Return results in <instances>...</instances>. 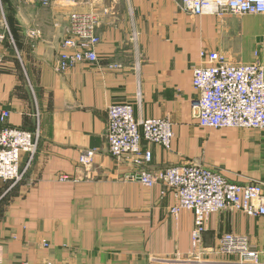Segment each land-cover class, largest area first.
Returning <instances> with one entry per match:
<instances>
[{
	"label": "crops",
	"instance_id": "1",
	"mask_svg": "<svg viewBox=\"0 0 264 264\" xmlns=\"http://www.w3.org/2000/svg\"><path fill=\"white\" fill-rule=\"evenodd\" d=\"M10 4L13 46L0 40V107L11 111L10 126L38 128L40 140L29 165L22 156V183L9 190L0 181V264H238L237 254L209 252L226 234L249 237L264 264V218L236 211L210 218L202 262L184 260L194 252L193 213L175 218L172 191L130 179L141 171L197 164L236 184L264 182V134L203 129L192 109L199 95L193 68L203 63L202 51L220 52L234 64L264 65V27L251 26L256 16H192L175 0ZM87 11L100 19L99 62L60 73L69 17ZM239 36L244 42L236 52L232 43ZM114 104H132L138 121L168 119L172 150L143 143L153 155L143 169L114 159L106 141L107 109ZM90 150L97 155L86 168L80 157ZM61 175L71 180L60 181Z\"/></svg>",
	"mask_w": 264,
	"mask_h": 264
},
{
	"label": "built area",
	"instance_id": "2",
	"mask_svg": "<svg viewBox=\"0 0 264 264\" xmlns=\"http://www.w3.org/2000/svg\"><path fill=\"white\" fill-rule=\"evenodd\" d=\"M42 7L55 3L75 7L87 0H36ZM179 9L192 16L213 15L240 17L264 15V0H175ZM0 0V40L5 23ZM99 17L94 11L73 12L68 20V36L62 42L58 71L66 73L80 63L99 62L97 48L101 39L97 33ZM31 36H38L33 31ZM203 63L193 68V87L198 98L193 102V115L203 129L255 130L264 132V65L257 60L252 64H234L217 51H202ZM4 59L0 57V68ZM120 68L112 65L111 69ZM11 111L0 107V181L14 187L24 180L27 168H22V156L33 161L40 140L39 129L34 132L9 125ZM106 141L111 156L117 161L128 160L138 168L152 162V151L143 143L171 151L174 141L172 124L168 119L156 118L138 121L132 104H114L107 109ZM97 152L85 151L80 164L92 166ZM147 188L161 185L172 191L176 204L170 213L177 218L182 211L194 215L192 231V258L200 261L205 254L201 249L203 235L210 218L223 211L241 212L249 217L264 218V182L247 184L230 182L218 171L185 164L158 172L141 171L131 176ZM59 180L69 181L67 175ZM47 245V244H45ZM220 254L239 255L242 264H261V253L250 248L247 236L228 234L220 239ZM1 260V259H0ZM191 261L190 259L188 260ZM22 264H29L24 262ZM41 264H65L46 262Z\"/></svg>",
	"mask_w": 264,
	"mask_h": 264
},
{
	"label": "rangeland",
	"instance_id": "3",
	"mask_svg": "<svg viewBox=\"0 0 264 264\" xmlns=\"http://www.w3.org/2000/svg\"><path fill=\"white\" fill-rule=\"evenodd\" d=\"M10 2H11V0H3V9H4V14H5V23H6V25L4 26V28H3V31H1V34H4L5 35V40H8L9 41V43L13 46V39H12V33H11V29H10V23H9V10H8V6H10L11 4H10ZM210 16H213V15H210ZM228 16H235V15H225L224 16V18L225 17H228ZM217 17V16H216ZM235 17H238V18H243V17H240V16H235ZM248 17V16H247ZM219 18H221V17H219ZM254 19H255V22H254V24H251V26L253 27V26H256V27H258V28H263L264 27V15H262V16H256V17H253ZM252 20H249L248 21V24H249V22H251ZM250 26V27H251ZM243 42H244V37H242V36H239V37H236V39L234 40V42L232 43V46L234 47V49L236 50V52H238L239 51V46L238 45H240V44H243ZM222 54V53H221ZM224 55V54H223ZM38 128H36V130H37ZM36 130H34V131H36ZM27 131V130H26ZM34 131H31V132H34ZM263 134H264V132L263 131H261ZM148 144V143H147ZM38 149V148H37ZM164 149V148H163ZM37 153V152H36ZM111 155V154H110ZM29 159V158H28ZM24 169V168H23ZM164 170V169H163ZM22 182H20L19 184H21ZM18 184V185H19ZM18 185H16V186H12L11 185V183L8 185L9 186V190H11V189H13V188H15V187H17ZM223 212H226V211H223ZM231 212V211H230ZM222 213V212H221ZM226 235H228V234H226ZM233 235H235V234H233ZM249 238V237H248ZM249 240H250V238H249ZM251 242V241H250ZM250 248H251V243H250ZM252 249V248H251ZM211 251H209L210 253H212L211 255H215L216 253L219 255L220 254V244H219V246L216 248V249H210ZM208 251V250H207ZM257 251V250H256ZM210 255V256H211ZM222 255H226V254H222ZM205 257V256H204ZM184 260H186V261H188L189 259H184ZM191 261H198V260H195V258H191L190 259ZM209 260V259H208ZM203 260H200L199 262H202ZM58 263V262H57ZM208 264H212V263H210V262H208ZM238 264H242L241 262H240V260L238 261Z\"/></svg>",
	"mask_w": 264,
	"mask_h": 264
}]
</instances>
